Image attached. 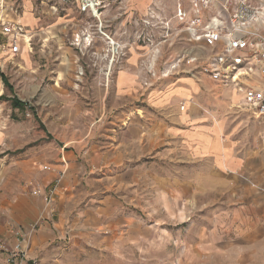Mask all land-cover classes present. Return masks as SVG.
Here are the masks:
<instances>
[{
	"label": "rangeland",
	"instance_id": "1",
	"mask_svg": "<svg viewBox=\"0 0 264 264\" xmlns=\"http://www.w3.org/2000/svg\"><path fill=\"white\" fill-rule=\"evenodd\" d=\"M10 1L21 13L22 0ZM29 1L30 48L0 59L8 84L0 94V193L17 184L12 174L20 178L6 162L38 142L48 157L82 148L64 191L62 233L50 232L60 173L43 187L24 185L43 206L27 223L6 219L12 234L0 242V264H264L263 123L230 89L205 77L183 85L189 77L166 71L183 44V25L165 24L176 0H90L85 9L80 0ZM163 88L178 98L156 111L151 95ZM186 105L200 116L184 124L196 126L188 147L159 135L153 143L117 137L135 123L144 132L179 123ZM117 139L126 143V169L91 162L89 144L109 150ZM217 145L231 149L237 169L219 167Z\"/></svg>",
	"mask_w": 264,
	"mask_h": 264
},
{
	"label": "built area",
	"instance_id": "2",
	"mask_svg": "<svg viewBox=\"0 0 264 264\" xmlns=\"http://www.w3.org/2000/svg\"><path fill=\"white\" fill-rule=\"evenodd\" d=\"M80 1L83 9L90 6V0ZM0 13V54L16 56L30 48L27 27L6 17L17 13L15 7L0 0ZM171 21L183 25L184 35L180 54L166 71L205 77L230 89L246 111L261 119L264 133V0H176L167 28ZM13 257L8 261L13 263Z\"/></svg>",
	"mask_w": 264,
	"mask_h": 264
},
{
	"label": "crops",
	"instance_id": "3",
	"mask_svg": "<svg viewBox=\"0 0 264 264\" xmlns=\"http://www.w3.org/2000/svg\"><path fill=\"white\" fill-rule=\"evenodd\" d=\"M5 2H6L5 5L7 7L13 6L17 10V13H13V14L7 13L6 14L7 18L20 22L24 24L27 28H28L27 25H31L33 23V18H31L28 12H26L31 3L29 0L28 1L22 0L21 1L22 4L19 3L20 6L22 7L21 13L18 12L19 5H15V3L11 2L10 0L9 1L5 0ZM24 8L25 11L23 10ZM28 30L29 32H31L30 29ZM3 56H6V54L4 55L0 54V59ZM174 78L175 77L171 79ZM175 79L176 80H171V83H175V81L178 80L177 77ZM181 79L183 81L182 83L183 85L191 83L190 78L189 79L181 78ZM121 84L123 85V81H121ZM4 87L6 86L4 85V82L0 76V94L3 93ZM122 88H124V86H122ZM166 89L163 88L159 92L161 94H157V92L156 93L152 92L151 106L154 107V110L161 111L164 108L174 104V101L177 100L178 95L175 94L177 91L175 92V90H171L168 92ZM186 91H188V89ZM184 92L185 91H182V94H185ZM165 93L166 94L171 93V95L167 96L165 95ZM161 95H164V97H161ZM184 109L186 111L182 112L179 123H175L173 125H167L164 123L160 124L162 122H160L159 120L160 123L152 124L153 128L152 126H150V128H147L150 129L147 132L143 131L142 129L143 124H141V128H140L135 123L132 125H128L126 130H124L123 127V130H120L116 133L117 137L119 138L120 134L122 135L124 133H128L129 137L131 136L135 138L140 143L142 140H144L145 136H148L150 141L153 143L158 138L159 135L161 138H164L163 142L165 138H168L166 140V142L168 143L169 141L171 142L174 141V138H176V140H180L181 142H184L181 143L182 145L188 147L190 144V140H193L190 139L189 135L190 133H192L191 131L193 130L192 128H196V126L195 124L184 126V124H188L191 122L194 123L195 121H198V118H200V116L195 115V111L192 105H186V108L184 106ZM156 131H158V133H156ZM147 133H149L150 135H148ZM42 137L43 134L37 135V138H42ZM195 143H197V141ZM145 144L146 143H144V145ZM81 145H82L81 143H76L72 145L73 147H71V149L69 150L60 147L57 149V153L53 157H48L47 154L45 153L44 143L43 141H41L40 143L38 142L36 144L35 149H30V150L27 149V151H22L20 160L15 162L12 161L10 163L6 162L7 165H11L10 169L13 170L14 173H16L17 171L20 172L19 174L20 178H17L15 180L16 177L15 175L12 174L11 179H14L12 181L17 182V184L14 183L15 186L12 189L7 190L4 193H0V242L2 244H5L8 240L9 241L11 240L10 237L12 234V228L7 226L8 220H13L18 224L27 223L29 222L30 219H34L37 216V214L39 213V211L43 206L41 196H35L31 194L25 187H27L30 184L31 186L38 185L39 187L40 186L43 187L48 183H51L60 173H62L61 175L62 178L60 181V185L57 189V197L55 199V208L57 211V215H56L55 223H53L54 231H50V232H52V234H54V232L62 233L63 231L62 215L65 211V200L67 198L66 195L68 194V187H66V185L68 184V179L70 174H72L73 171L79 169V166L75 159L76 158L75 153L82 148ZM111 145L112 147H110L109 150H105L103 145L89 144L86 149L90 156V159L92 160L91 162L97 163L98 161H100L103 163V159H105V161L108 160L110 162L122 164L124 160V154L122 151H125L126 143L122 142V140L117 139L116 141L112 140ZM216 148L218 150L216 151L215 155L218 154L217 161L219 162V167L221 165V167L224 166L231 169L238 168L235 167L237 165H235L234 163L235 161L233 159V156L231 155L232 154L231 149H227L225 148V146L221 148L219 147V145H217ZM110 153H112L113 156L110 159H107V157L104 154L108 155ZM142 156H145L146 159L154 158L153 155L143 154ZM138 160L139 159L137 158L136 162H138ZM252 161L253 159H251L250 162L249 160L247 162L251 165ZM1 162L3 161H0V164ZM117 166H119V169L122 171L127 167L126 163ZM247 167H248L247 165L244 166V168ZM240 168L243 167L240 166ZM234 169H232V171H234ZM21 181L23 182V184ZM65 190H66V195L64 194Z\"/></svg>",
	"mask_w": 264,
	"mask_h": 264
},
{
	"label": "trees",
	"instance_id": "4",
	"mask_svg": "<svg viewBox=\"0 0 264 264\" xmlns=\"http://www.w3.org/2000/svg\"><path fill=\"white\" fill-rule=\"evenodd\" d=\"M0 76H1V78H2V80H3V82H4V85H5L6 87H8V84H7V82H6V79H5L4 75H3V73H0ZM14 104H15L16 106H22V104H21L19 101H16Z\"/></svg>",
	"mask_w": 264,
	"mask_h": 264
}]
</instances>
